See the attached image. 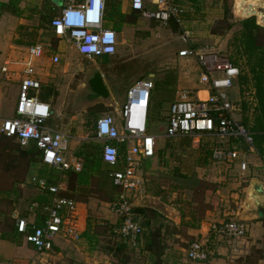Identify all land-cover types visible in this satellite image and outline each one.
Returning <instances> with one entry per match:
<instances>
[{
  "label": "rangeland",
  "instance_id": "374dc122",
  "mask_svg": "<svg viewBox=\"0 0 264 264\" xmlns=\"http://www.w3.org/2000/svg\"><path fill=\"white\" fill-rule=\"evenodd\" d=\"M125 1L129 2V0ZM244 1L250 4H236L235 0H229L232 20H244L245 18L242 15L249 16L256 13L259 17V19L256 17L257 22H260V12L256 9L260 4L256 3L261 0ZM212 2V0H208L207 4L201 5L200 10L196 9V15L191 16L193 20L190 21L189 28L193 36L190 40L184 38L183 31L174 25L166 27L158 22L144 21L140 18L135 25L121 26L120 23H117L115 27H120V31H117L114 26H107V28L112 27L119 33V46L115 63L113 61L109 62L112 58L104 63L99 60L82 58L71 45L59 41L56 48H60L62 53L58 66L51 65L50 58H46L47 56L35 62L37 74L48 83L44 87L42 95H46L50 102L53 101L55 110L61 112L67 119L65 122L68 123L72 118L76 119L75 121L78 123H74L71 129L72 135L76 137L80 131L79 134L83 133L88 138L90 147L86 154L90 155L89 161L92 164L99 162L101 151V143L95 135L96 120L106 115L113 116L115 114L113 113L115 112L114 107L120 108L124 104L128 90L132 86L138 82L152 81L154 86L157 87L152 91V96L154 100H161L169 95V84L167 85L165 82L162 84V81L168 79L176 83L175 91L179 93V99L185 97L192 100L197 90L201 88V69L194 58H179V52L185 50L191 44L199 50L217 49L221 52H231L229 42L233 37V32L238 28L235 27L233 31L223 36L213 35V27L224 17V7L223 4H212ZM129 13L128 9L125 10V14ZM54 15L55 13L49 5L45 4V0H0V83L3 87L0 100L3 104L2 117L4 118H14L17 86L14 84L8 85L2 79L1 69L5 61L11 63L10 69H18L13 65L24 60L27 55V47L31 45L54 43L52 41L53 36H51L48 28ZM95 70L101 71L105 76L104 81L112 97L109 103L97 101L90 104L82 100L84 93L87 94L86 82ZM46 73H49L47 77H45ZM230 96L233 101L238 100L239 91L233 88L230 91ZM240 96L242 97L241 94ZM251 98L250 93L245 95L246 102ZM100 104L111 109L112 112L100 111L97 113L96 119L94 118L95 120L89 118V110ZM56 120L57 115L55 113L52 120L48 122V127L53 128V122ZM148 129L150 132L165 135L166 128L164 124H158L155 121L149 122ZM162 139L159 145H161ZM180 140H176L173 145H176ZM204 141L212 143L211 140H202L201 143ZM18 147L19 145L15 141L0 138V235L2 236L11 235L14 232L15 212L25 214L28 207L31 206L30 204L39 194L35 187L28 185L32 166L26 160L20 159L16 151ZM173 148L175 149L174 146ZM201 148L202 146H200ZM11 150L15 151L10 152ZM186 150H188L187 153L185 150V152L177 150V153L172 154L167 159H161V168H159L161 171L157 169L151 174L152 180L150 182L155 183L151 186L153 189L152 194L145 198L144 203H142L141 198L138 199L141 206H147L158 211L160 222L152 223L151 231L160 228L165 246L172 248V250L178 248L176 250L179 252V258L174 264H191L188 260L185 261V254L188 242L192 240V237L188 233L180 232L181 240L173 243L177 238L173 234V221L169 220L170 223L162 217L163 214H168L167 210L181 207L187 212L197 213L200 217L203 215L204 209H216L219 203L222 204L221 200L225 201L224 204L231 210L242 212L246 210L243 207L245 196L240 192L241 184L239 186V182L237 183L227 175L226 169L228 166L225 163L212 166L210 170L197 172L200 179L206 182L201 186L200 194L192 192L198 187L195 177L194 183L192 181L187 182L186 179L181 181L175 179L182 172H187L184 164L187 165L185 162L189 163L195 155L192 152L193 149L189 150L187 148ZM71 153L76 159H81V164L85 163L86 155L83 156L82 150L73 148ZM178 156H181V158ZM180 160H182L181 165L175 164V161L179 162ZM143 164L142 162L139 166L140 170ZM220 165L222 168L218 167ZM108 172L109 167L102 164L100 170L91 179L89 193L77 194L80 201L87 204L88 224L90 223L97 228L100 235L98 246H91L84 238L79 244L75 243L74 245L71 243L70 247L73 249L68 248L62 257L61 255L60 257L55 256L58 255V252H53L52 256L36 255L34 258H40L36 264H149V256L151 257V255L144 253L142 250L134 251V255L133 251L128 250L120 257H115L114 253L110 252L112 249L115 251V241L109 232L107 223L113 220L110 219L112 216L110 204L114 201L116 193L109 185ZM259 173H263V171L261 170ZM43 174L50 178L55 176L59 179L61 177L59 173L52 170H47ZM174 180L181 183L174 184ZM216 189L219 193L218 191L213 193ZM15 203L16 207L14 206ZM244 223L247 236L249 235L251 241H253L256 238L257 226L246 220H244ZM145 233L149 235V229ZM19 244L23 246L25 244L24 240H19ZM263 254L264 240L252 247L247 256L238 257L232 264H258V259Z\"/></svg>",
  "mask_w": 264,
  "mask_h": 264
},
{
  "label": "built area",
  "instance_id": "2783aa9c",
  "mask_svg": "<svg viewBox=\"0 0 264 264\" xmlns=\"http://www.w3.org/2000/svg\"><path fill=\"white\" fill-rule=\"evenodd\" d=\"M55 1L57 15L50 28L60 43L71 45L82 58L88 60L109 59L117 54L119 33L112 27L107 28L111 26L107 20V0ZM128 7L138 12L144 21H155L166 27L174 24L183 31L184 38L190 40L193 36L189 24L193 20L191 16L196 15V9L185 0H129ZM48 53L51 56L53 54L42 44H34L27 47L24 60L16 62L18 69H10V62L2 67V79L8 85L17 84L19 89L14 118L2 117L0 100V135L14 139L22 146L35 143L41 152L39 166L42 170L47 168L60 174L68 171L80 173V162L74 156L67 155L70 134L47 125L52 117V105L42 100L46 84L43 77L37 74L35 62L44 59ZM179 58L197 60L201 69L200 84L205 91L200 90L192 100L184 98L171 104L167 116V138H195L200 143L205 137H209L212 142L215 138H242L249 145L248 153H257L253 135L235 117L237 108L230 96L239 78V69L217 49L195 50L191 46L180 51ZM51 60L54 66H58L61 58L56 53ZM0 88L1 94V83ZM153 89L152 81L137 83L130 89L127 102L120 112L122 129L116 119L109 115L101 117L96 123L101 159L110 168V179L118 190L110 209L123 220L119 235L130 240L134 247L138 246L139 238L144 233L133 220L135 198L146 192V183L139 174V166L144 160L156 155V137L149 134L147 129L148 104ZM248 153L217 150L214 151V159L236 165L245 173L249 169ZM261 167L264 173V161ZM28 185L51 194L52 199L41 210L44 218L40 226L24 219L17 221V232L23 235L25 242L41 255L53 253L59 239L77 244L82 242L84 238L79 222V203L59 195L66 189V184L53 183L43 173H36L29 177ZM32 207L39 210L40 205L34 203ZM210 231L228 240H242L247 236L242 219L213 223ZM186 255L190 262H207L210 258L207 241L198 239L191 242Z\"/></svg>",
  "mask_w": 264,
  "mask_h": 264
},
{
  "label": "trees",
  "instance_id": "16d2710c",
  "mask_svg": "<svg viewBox=\"0 0 264 264\" xmlns=\"http://www.w3.org/2000/svg\"><path fill=\"white\" fill-rule=\"evenodd\" d=\"M18 1V0H17ZM188 3H191V6L194 9L200 10L201 5L207 4L208 0H185ZM212 4H223L224 7V17L219 20L212 29V34L215 36H223L225 34L230 33L234 30L235 27L238 29L233 32V37L230 40V51L221 52L222 55L227 56L233 65L239 69L240 75L237 79L234 89L239 91V99L235 100L236 103V113L235 117L238 122L246 128L254 137V146L256 148L257 154L264 161V28L258 25L256 17L233 21L232 19V10L230 7L229 0H212ZM54 0H45V4H48L50 9L55 13L52 17L48 28L51 32V36H53V44L47 43V45H43L48 51L56 52L58 40L54 37V34L50 28L52 20L56 17L57 12L54 8ZM108 11H107V20L110 24L116 28L117 31H120V27H115L117 23H120L121 26L124 25H135L138 20L141 18L138 12L131 11L128 7V4H124L119 0H107ZM129 10V14H125V10ZM174 25V24H172ZM175 26V25H174ZM197 49L193 44L189 45L187 48ZM186 48V49H187ZM171 80L165 79L164 82H170ZM155 88V86H154ZM154 90V89H153ZM152 90V91H153ZM250 93L252 98L246 102L245 95ZM242 95V97L240 96ZM46 95H42V100L46 99ZM241 99V100H240ZM174 103V102H173ZM160 106V105H159ZM154 102V98L152 96L149 100L148 111H147V122H152L155 118L160 114V107ZM102 111L112 112L111 109L105 108L104 105H96L89 110L88 117L91 119H96L97 113ZM94 119V120H95ZM97 123V121H96ZM95 135L96 134V124H95ZM0 138H4L6 140L15 141L18 143L19 147L16 150L20 156V159L26 160L28 164L32 165L35 163L41 162V152L38 150L35 143H30L28 146H22L18 141L14 139H9L0 135ZM180 139V138H178ZM189 138L182 139L184 142L182 143L183 148L189 147L191 142L188 140ZM177 139H169V148L172 149L175 147V141ZM206 143V144H205ZM202 148L200 150V156L206 165H217L226 163L221 160L214 159V151L221 150L223 152H231L234 150H240L243 152H249V145L242 138H230V139H218L215 138L212 143L202 142ZM25 149V150H23ZM187 149V148H186ZM15 150H11L10 152H14ZM87 153V152H86ZM86 155V160L82 171L80 173L76 171H68L64 174H60V176H64L65 183L67 185V192H61L59 195L65 198L72 199L77 203H85L80 201L77 194L89 193V187L91 184V179L94 173L100 170L101 165L104 164L101 159V151H100V159L98 163H91L90 155ZM156 156V155H155ZM161 154H159L160 159ZM167 159L168 157H164ZM162 159V157H161ZM105 165V164H104ZM51 169H43V171H47ZM110 170V168H109ZM50 178L54 182L57 183L58 178ZM188 175L181 173L178 178L186 179ZM254 174L247 177L249 181L254 178ZM56 180V181H55ZM53 182V183H54ZM149 184V183H148ZM154 182H150L148 185V189L146 190L147 195H151L153 189L151 188L154 185ZM206 184L205 181L200 180L198 187L194 189L192 192L196 194L201 193V186ZM156 189V187H155ZM217 189L213 193H217ZM153 196H155L153 194ZM116 198V197H115ZM52 199V195L49 193H44L39 191V194L33 203L37 202L40 207L39 210L47 207ZM115 200V199H114ZM134 201V200H132ZM217 208V207H216ZM152 209V210H151ZM211 210V208L204 209V212ZM192 218L197 220L198 224L200 220L198 219L197 213L189 212ZM160 216L157 210H153V208L147 206L137 205L135 206L133 212V220L140 225V227L144 230L143 236L139 238L138 246L134 247L130 240L124 239L121 235H119L118 230L122 227L123 220L118 218L117 222L113 225H107L110 234L112 235L115 241V251L110 250L111 253H114L115 257H120L124 253H127L128 250L139 251L142 250L144 253L151 255L154 258L153 262H149V264H165L164 257L167 255V248L164 244V240H162V230L159 228L151 231V224L158 223ZM38 226L40 223H35ZM162 225V224H161ZM149 229V235L146 230ZM11 239L15 240L16 237H20L24 240L23 235L19 234L17 231L12 233ZM99 233L97 228L90 225L87 227V230L83 233V238H86L87 241L91 244V246H98L100 242ZM7 237V236H6ZM10 237V236H9ZM19 239V240H21ZM18 240V239H16ZM25 242V240H24ZM142 245V247H141ZM189 247V246H188ZM141 248V249H140ZM188 249V248H187Z\"/></svg>",
  "mask_w": 264,
  "mask_h": 264
},
{
  "label": "crops",
  "instance_id": "0c3cea01",
  "mask_svg": "<svg viewBox=\"0 0 264 264\" xmlns=\"http://www.w3.org/2000/svg\"><path fill=\"white\" fill-rule=\"evenodd\" d=\"M235 1H236V4H250L249 2H246L244 0H235ZM250 1H252V0H250ZM58 2H60V0H58L57 3ZM263 2H264V0H261V1L257 2L256 4H262ZM125 3L128 4L127 1H125L124 4ZM58 5H60V4H58ZM257 17H258V15H257ZM258 19H259V17H258ZM110 25L113 27L112 24H110ZM56 53L61 58L62 52H61L60 48H58L56 52H53L52 56ZM46 56H47L46 58H48V57L50 58L49 61H50L51 65H53L52 60H51L52 56L49 53ZM109 59H111V58H109ZM109 59L97 58L94 60H99L102 63L104 60H109ZM6 63H9V61H5L4 65ZM15 65L16 64H14L13 66L15 68H18ZM99 72H101V71H99ZM101 74L105 80V76L103 75V73H101ZM48 75H49V73H46L45 77H47ZM200 78H201V75H200ZM43 82H44V84H46L45 86L48 85V83L45 82V79H43ZM163 82L164 81H162V84H163ZM138 83H140V82H138ZM165 83H167V85L169 84L168 85V90H169L168 94L169 95L165 99L154 100V102L157 104V106H159V104H160L159 107L161 109H160V112H159L160 114L158 115V117L152 121V122L155 121L158 124H164L165 125V128H166L165 135H160L157 133L150 132V130L148 129L149 122H147V129H148L149 134L156 137V156L152 159L144 160L143 161L144 164H143L142 169L141 170L139 169V174L144 178V181L146 183V190L148 189V185H149L148 183H150V181L152 180V178H151L152 172L161 168V165H160L161 157L162 158L169 157L172 154L177 153V150L183 151V152L186 151V153H187L188 150H186V148H188L189 150L193 149L192 152L195 154V155H193V158H191L189 163L185 162L187 165L184 164V167L187 168V172L181 171L183 174L188 175V177L186 178L187 182L192 181L194 183V180L197 179L195 181H197V183L199 184V181L201 179H200L197 172H199L200 170H210L212 166H215V165H206V163L203 162V160L201 159V156H200V150H201L200 146H202V145H200L201 143L195 138H189L188 139L191 142L189 147L183 148L182 143L184 141L182 139H186V138H180L181 140L178 141V143L175 146V149L169 148V139L166 136V131H167V127H168V123L166 122V119L168 116V110H169L171 104H173V102L184 99L185 97L180 98V99L178 98L179 93H177L175 91L176 90V83L175 82L170 81V82H165ZM15 86H17V94H18V89H19L18 85L15 84ZM174 87H175V89H174ZM156 88L157 87L155 85L154 89H156ZM203 88L204 87L201 86V88L199 90H197L194 98H196V96L198 95V92L200 90L205 91V89H203ZM130 89L128 90L124 104L120 108H118L117 106L114 107L115 112H113V113H115V114L113 116L116 119L117 124L120 127V129H122V127H123V119L120 115V112L127 102V98H128V94H129ZM204 95L205 94H203V92H202V96H204ZM43 101L52 105L51 120L53 118V114L55 115V113H56V115H57V120L55 122H53V125H52L53 129L60 131L64 134H70V136H71V138H69L68 142H67V147H68L67 148V155L73 156V153H71V149L77 148L79 150H82L83 156H85L86 152L88 151V148L90 147L88 140H87L88 138L86 136H84L83 133L79 134L80 131L77 133L78 136L73 137V135H72L71 129L73 128L74 123H78L77 121H75L76 119L72 118L69 120L68 123L65 122L67 119L62 115L61 112L55 110V108L53 106V101L50 102L49 98H46L45 100L43 99ZM233 102H235V100ZM2 109H3V104H2ZM14 116H15V111H14ZM102 117H104V116H102ZM99 118H101V117H99ZM161 139H162L161 145H159V142ZM203 140L207 141L210 139H209V137L208 138L205 137ZM179 147H180V149H179ZM159 154H161V157L158 160ZM178 157L181 158V156H178ZM76 160L78 162H80V165L83 168L84 164H81V159L80 160L76 159ZM248 160H249V169L245 173L242 172L238 166L225 163L228 166L226 169L227 175L232 180L236 181L237 183L239 182V184H238L239 186L241 184L242 188H241L240 192L243 193L245 196V199L243 201V204H244L243 207L246 210L244 212L231 210L227 205L224 204L225 201L221 200L222 204L219 203V205H217L218 207L216 209L208 210V211L204 212L203 215L198 217V219L200 220L199 224H198L197 220H195L194 218L191 217V215H189V212L185 211L181 207H176V208L174 207L170 211L167 210L168 211L167 215L161 214L162 217L164 218V220L173 221V224H174L173 234H175V237H177L176 240L173 241V243H176V241L181 240V233L180 232L188 233V235L190 237H192V240L190 242H188V246L191 242L198 240V239H205L207 241V249H208V252L210 254L209 260L207 262H204V263H193V262H191V264H229V263L232 264L235 262V259L237 260L238 257L247 256L249 254L251 248L258 245V242H260V241L263 242V240H264V218L261 219L260 217L257 216L256 210L253 207V204H252L251 199H250L251 184L254 181L260 182L264 186V173H259V172H261V170L263 171V169L261 167L263 160L260 158V156L257 153H255V154L248 153ZM181 163H182V160H180L179 162L175 161V164L181 165ZM31 166H32L31 167V173H30L29 177L33 174H36V173L45 172L39 166V163L32 164ZM218 167L222 168L221 165ZM257 168H259V169H257ZM109 172H110V170H109ZM109 172H108L107 179L109 181V185H110L111 189L115 190V193L117 196L118 190L114 187V185L110 179ZM95 174L96 173H94L93 176H95ZM249 174H251V175L254 174V176H255L251 181H249L247 179ZM194 177H195V179H194ZM175 179H177L178 181L182 180V178H178V177H175ZM183 181H185V180H183ZM51 182H54V181L51 180ZM59 182L65 183L64 176H61L59 179H57V183H59ZM54 183H56V182H54ZM179 183H181V182H176L174 180V184H179ZM22 187H24V186H22ZM62 192L63 193L67 192V185H66V189L63 190ZM218 193H219V191H218ZM234 196L236 197V195H234ZM148 197H149V195H147V192H145L143 195L137 196L135 198V202H137L136 206L140 205L138 202V201H140V200H138L139 198H141V201L143 200L142 203H144L145 198H148ZM154 199H159V198H154ZM17 200H19V199H17ZM35 203H37V202H35ZM14 206L16 207V203L14 204ZM30 207L31 206L28 207L27 212L25 214L24 213L20 214L18 211L15 212L14 217H15V221H16L15 223L16 224H17V221L20 219L27 220L30 223L42 222V219L44 218V216H43V213L41 212V210H37V209H34L33 207H31V208ZM78 210H79L78 213H79L80 228H81L82 232L84 233L90 224V223L88 224L87 204L86 203H79ZM110 211H111V209H110ZM111 215L112 216L110 217V219H113V220H111L110 223H107L108 225H113L118 220V217L116 215H114L112 212H111ZM238 219H242V220H246L248 222H252V223H254V225L257 226L256 238L253 241H251V238L249 237V235L246 236L242 240H228L226 238H222L220 236L214 235L210 231V226L213 223H223V222H228V221L238 220ZM16 224L14 226V231H17ZM258 227H259V229H258ZM12 236H13L12 234L11 235H5V236L0 235V264H36V263H38V261H39L38 259H40V258H34V257H36V255L40 256L41 254H39L32 246H30L26 242L23 246H20L19 239H21V238L16 237L15 240H13V239H11ZM16 239H18V240H16ZM71 243L75 245V243H73V242H67L63 239H59L55 245V251H54V252H58L57 253L58 255H55V256L60 257V255H61V257H62L63 253L65 254V252L67 251L68 248L69 249L72 248V247H70ZM176 249H178V248H175L173 250H172V248H169V250L167 251V255L163 259V260H165V264H174L178 261L179 252H177ZM51 254H54V253L44 254V255L52 256ZM32 256H33V258L30 259V257H32ZM149 260H150V262H153L154 258L152 256L151 257L149 256ZM187 260L188 259H187V255H186L185 261H187ZM258 260H259V262H257L258 264H264V254Z\"/></svg>",
  "mask_w": 264,
  "mask_h": 264
},
{
  "label": "water",
  "instance_id": "95a60500",
  "mask_svg": "<svg viewBox=\"0 0 264 264\" xmlns=\"http://www.w3.org/2000/svg\"><path fill=\"white\" fill-rule=\"evenodd\" d=\"M262 14V23L257 22L258 25L264 28V2L256 8ZM253 11V9H251ZM248 19L257 17L256 13H252L249 16H243ZM258 18V17H257ZM87 94L83 97L85 103H95L97 101H104L106 103L111 102V94L104 82V78L98 70L95 71L93 77L89 78L86 82ZM251 202L256 210L257 216L264 218V186L260 182L254 181L251 184Z\"/></svg>",
  "mask_w": 264,
  "mask_h": 264
},
{
  "label": "flooded vegetation",
  "instance_id": "af4514ba",
  "mask_svg": "<svg viewBox=\"0 0 264 264\" xmlns=\"http://www.w3.org/2000/svg\"><path fill=\"white\" fill-rule=\"evenodd\" d=\"M116 56H117V54H116L111 60L109 59L110 61H109V60H104L102 63H104V62H108V61H109V62H112V61H113V63H115V59L117 58ZM95 71H96V70H95ZM95 71H93V72L91 73V76H90L89 78L93 77ZM89 78H88V79H89ZM104 82H105V81H104ZM85 94H86V93H84V95H85Z\"/></svg>",
  "mask_w": 264,
  "mask_h": 264
},
{
  "label": "bare ground",
  "instance_id": "6f19581e",
  "mask_svg": "<svg viewBox=\"0 0 264 264\" xmlns=\"http://www.w3.org/2000/svg\"><path fill=\"white\" fill-rule=\"evenodd\" d=\"M259 15L261 16V18H260V22L262 23V17H263V16H262V14H261V13H259Z\"/></svg>",
  "mask_w": 264,
  "mask_h": 264
}]
</instances>
